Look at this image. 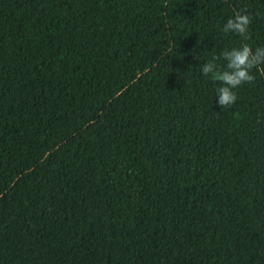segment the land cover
Masks as SVG:
<instances>
[{
  "label": "trees",
  "instance_id": "obj_1",
  "mask_svg": "<svg viewBox=\"0 0 264 264\" xmlns=\"http://www.w3.org/2000/svg\"><path fill=\"white\" fill-rule=\"evenodd\" d=\"M243 43L264 0H0V264H264V65L201 72Z\"/></svg>",
  "mask_w": 264,
  "mask_h": 264
},
{
  "label": "clouds",
  "instance_id": "obj_2",
  "mask_svg": "<svg viewBox=\"0 0 264 264\" xmlns=\"http://www.w3.org/2000/svg\"><path fill=\"white\" fill-rule=\"evenodd\" d=\"M252 16L246 9L237 11L226 20L222 27L225 34L235 33L244 41L250 38L249 26ZM226 61L223 69L215 63L218 59L215 55L201 65L203 75H212L221 81L222 86L216 88L217 103L220 108H228L236 102V93L233 91L244 83L254 81L253 69L264 65V47H256L253 50L247 43L239 47L225 49L220 54Z\"/></svg>",
  "mask_w": 264,
  "mask_h": 264
}]
</instances>
